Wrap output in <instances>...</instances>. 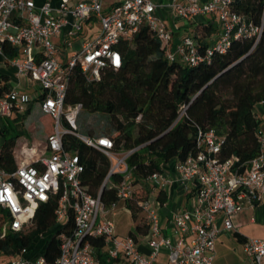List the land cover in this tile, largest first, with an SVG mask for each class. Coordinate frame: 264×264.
<instances>
[{
    "label": "built area",
    "instance_id": "obj_1",
    "mask_svg": "<svg viewBox=\"0 0 264 264\" xmlns=\"http://www.w3.org/2000/svg\"><path fill=\"white\" fill-rule=\"evenodd\" d=\"M230 2H169L176 18L192 21L210 16L216 21L218 34L201 54L192 35L173 42L170 29L156 14L159 4L154 0H121L108 10L103 9L102 0H60L57 6L49 0L39 6L33 0H0V41L18 49L17 55L8 57L0 46V63L14 66L18 77L39 85L41 108L53 120L44 141L14 146V171L0 168V213L4 214L0 239L8 231L33 229L39 205L51 200L56 202V223L72 219L70 229L57 235L59 254L54 261L40 253L26 257L23 250L2 264H154L162 249L172 264H214L218 236L237 231L234 218L239 211L264 202V127L258 135L257 154L235 165L233 158H219L223 138L213 128L198 126L194 152L173 160L171 172L165 170L166 163L137 180L134 166L127 162L134 149L124 150L121 143L116 147L113 138L103 133L78 131L82 104L65 105V95L72 68L80 67L87 82H92L104 67H121L118 43L144 26L164 42L169 61L189 66L209 60L215 51L225 52L232 40L258 37L261 26L246 22L231 10ZM30 100L18 86L9 89L0 96V118L23 113ZM187 106H180L177 119ZM140 118L139 114L135 120ZM65 133L108 157L109 167L96 195L82 185L84 164L77 153L64 147ZM173 181L189 195V202L173 212L172 231L165 234L159 222V196ZM138 187L146 188L147 195L136 197ZM105 188L115 189V199L108 203L102 200ZM120 201L126 204L122 210L130 212L135 204L144 213L149 225L148 253L139 250L132 236L116 234L113 217ZM97 238L102 239L101 246L91 242ZM242 247L246 264H264V237H245Z\"/></svg>",
    "mask_w": 264,
    "mask_h": 264
},
{
    "label": "trees",
    "instance_id": "obj_2",
    "mask_svg": "<svg viewBox=\"0 0 264 264\" xmlns=\"http://www.w3.org/2000/svg\"><path fill=\"white\" fill-rule=\"evenodd\" d=\"M230 8L246 22L261 26L260 35L232 40L225 52L215 51L209 60L196 65L169 61L164 42L144 26L130 39L118 43L123 57L121 67H104L99 78L92 82H87L80 67L71 69L65 105L81 103L82 111L90 112L96 124L104 123L96 130L88 123V134L103 133L113 138L116 147L121 143L124 150L134 149L127 162L134 166L137 180L161 170L171 160H182L194 152L198 126L213 128L223 138L221 160L233 158L235 165H239L257 154L262 127L254 107L264 101V0H231ZM212 19L197 23L192 35L199 43L201 54L209 44L205 40L217 30ZM0 46L8 57L18 54V49L6 41H0ZM7 80L8 76L0 75V96L9 90ZM36 100L39 113L49 118L47 124L41 123L46 137L52 131L53 120L42 110L39 96ZM183 104H188L185 114L177 119ZM31 112L32 106L23 115L13 117L14 122L21 120V131L8 118L0 127V168L7 172L16 168L13 148L20 133H26L25 119ZM139 114L141 118L136 121ZM63 144L80 157L84 164L82 185L96 195L109 167L108 157L72 133L64 134ZM135 195L146 196V188L138 187ZM159 198L161 202L165 200L164 195ZM113 199L115 189L105 188L102 200L108 203ZM55 204L51 200L39 205L33 229L8 231L0 239V256L9 259L23 254L36 237L50 233L42 250L23 255L40 253L49 262L54 261L59 254L58 233L72 226L71 218L66 224L56 223ZM130 207L132 218L139 221L135 231H129L128 235L136 240V233L147 234L149 225L138 206ZM3 216L0 213V218ZM233 235L239 242L245 240L236 231ZM91 242L96 246L103 244L100 238Z\"/></svg>",
    "mask_w": 264,
    "mask_h": 264
},
{
    "label": "crops",
    "instance_id": "obj_3",
    "mask_svg": "<svg viewBox=\"0 0 264 264\" xmlns=\"http://www.w3.org/2000/svg\"><path fill=\"white\" fill-rule=\"evenodd\" d=\"M36 6L41 5L46 0H33ZM121 0H102V6L104 10H108L111 6L114 4L120 2ZM156 3L159 4V6L156 9V14L165 22L167 27L170 29L172 36H173V42H177L181 37L188 35L185 34L186 32L191 31V35H193V30L195 29V26L199 22H204L209 20L208 18H213L208 16V18L203 17H197L192 21L183 20L180 18H176L170 11L169 8V2L171 0H154ZM178 2H183L184 0H176ZM51 5L57 6L60 0H49ZM203 18V19H202ZM215 21V20H214ZM214 40V38L211 40V42ZM79 46V42L77 41L75 43V47ZM10 69H13L14 73L13 75L10 73ZM0 75L8 76V80L6 81L8 89H11L13 87L18 86L21 88V90L25 93H27L24 89L25 87L32 86L35 90V97H38V91H39V85L37 83H31L28 79V77L20 76L18 77L16 74V68L10 64L6 63H0ZM7 92V91H6ZM28 94V93H27ZM32 98V96H31ZM261 106L264 104H260ZM31 105L28 104L27 108ZM262 112H264V108H261ZM25 112V111H24ZM23 112V113H24ZM23 113L14 112L11 117H2L0 118V127L3 125L4 119L8 118L9 120H12L13 117L18 115H23ZM32 113V112H31ZM31 115V114H30ZM30 115L25 119V129L26 133H21V137L17 138L15 141V146L17 144L22 143H28V144H36L38 142H42V140L39 139L37 129L42 128V125H35V122L37 123V120L30 117ZM41 124V123H40ZM15 125L18 128H20L21 131V124L18 121H15ZM18 128V129H19ZM46 134V133H45ZM45 138V136H44ZM165 170L168 172L172 171V163H167L165 165ZM165 196V200L161 202L160 198V205L158 207V214H159V222L160 227L163 230L165 234H170L172 231V214L174 211L186 206L189 202V195L183 193L179 183L177 181H173L170 186L167 188L165 193L161 194ZM264 206V202L258 204L254 208H244L243 210L239 211L234 218V223L236 225V229L240 235L244 237H264V231H261V233H257L258 230V224L256 223L255 216L253 215L256 208H261ZM124 211V210H123ZM119 212V211H118ZM117 212V214H118ZM130 216L129 221H125L124 219H115L116 215L113 217L114 223H115V232L117 235L124 236L129 234V231H135V225L139 221V218L137 220H134L130 214V212H127ZM141 215L145 216L144 213H141ZM248 217V218H247ZM146 220V219H145ZM237 241L236 237L233 235V232L229 233V235ZM222 233L218 236V239L216 241V251L217 248H221L222 245H224V241L226 239L228 240V237L224 236L222 237ZM229 241V240H228ZM136 242L138 245V248L140 251L144 253L149 252L148 247V236L147 234L142 233H136ZM239 242V241H238ZM242 246V242H240ZM243 250V249H242ZM216 258V254H215ZM214 258V264H218L215 262ZM246 259V258H245ZM7 259L2 258L0 256V263H4ZM154 264H172L167 259V253L165 249H162L160 253L158 254Z\"/></svg>",
    "mask_w": 264,
    "mask_h": 264
},
{
    "label": "rangeland",
    "instance_id": "obj_4",
    "mask_svg": "<svg viewBox=\"0 0 264 264\" xmlns=\"http://www.w3.org/2000/svg\"><path fill=\"white\" fill-rule=\"evenodd\" d=\"M208 19H210V18H208ZM212 21H214V20L212 19ZM214 23L217 26V30L215 31V33H213L209 38H207L205 40L206 42L210 43L211 40L213 38H215L218 34L219 27H218L216 21H214ZM185 34L191 35L192 33L190 31L188 33L186 32ZM13 71H14L13 69H10V73L12 75L14 73ZM24 90L30 96H32V98L29 102V104L32 106V113H31L30 117L37 120V123L35 122V125H38V126L40 125V127H41L40 123L47 124L48 120H49L48 116L39 113L40 106H39V103L35 97L36 94H35L34 87L28 86V87H25ZM261 108H264V105L261 106L260 104L259 105L257 104L254 107L256 113L260 117V126L264 127V112H262ZM92 116L93 115L90 112H86V111H82V113L80 114L78 123L80 126L79 131L81 133L88 134V131H87V124L88 123L90 125H93L91 128H94L95 130L100 129L102 127V125L104 124L103 122L96 124V122H94V120L91 119ZM39 120L41 122H39ZM10 121H11V124H15L14 121H12V120H10ZM18 122L20 123L21 120ZM18 128H19V125H18ZM18 128H17V130L20 131V128L19 129ZM37 133H38L39 139L44 141L45 140V138H44L45 131L42 128L41 129L38 128ZM19 137H21V133H20ZM19 137H17V138H19ZM170 163H173V160H171ZM124 205H126V204L123 201L118 202V205L116 208L119 210V212L116 215L115 219L121 218V219H124L125 221H129V219H130L129 214L126 211L122 210V207ZM253 215L255 216L256 223L258 224L257 233H261V231H259V230L264 231V206H262L261 208H256ZM222 235H223L222 237H224V236L228 237L229 241L226 239V241H224V245H222L220 249L217 248L215 262L218 264H246L245 253L242 250L243 247L241 246L240 242L236 241L231 236V234L229 235V233L224 232V233H222ZM49 236H50V233H45V234H42V235L36 237L32 241L31 245L24 252H29V254H33V253H36V252L42 250L44 245H45V241L48 239Z\"/></svg>",
    "mask_w": 264,
    "mask_h": 264
}]
</instances>
